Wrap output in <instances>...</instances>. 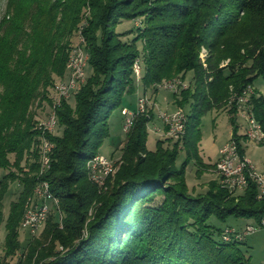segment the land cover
Instances as JSON below:
<instances>
[{"label":"trees","instance_id":"1","mask_svg":"<svg viewBox=\"0 0 264 264\" xmlns=\"http://www.w3.org/2000/svg\"><path fill=\"white\" fill-rule=\"evenodd\" d=\"M23 1L24 17H12L0 37V228L4 224L6 231L0 240V264H30L33 258L42 264H251L240 248L243 241L225 240L223 229L208 220L259 221L264 196H257L252 181L243 191L229 192L219 180L210 181L204 193L191 194L184 166L193 158L200 173L212 167L198 155L199 126L208 111L224 107L227 86H234L237 98L264 77V0ZM138 19L141 26L117 29L123 21ZM242 20L254 26L244 53L230 54L229 63L218 68L221 39ZM78 34L81 41L72 49L70 39ZM204 47L209 57L202 63ZM77 48L86 51L84 70L89 64L92 74L70 91L74 105L66 99L52 103L56 126H63V133L42 130L33 105L37 100L51 104L49 88L55 78L64 80L66 72L68 77ZM136 62L140 76L144 67L145 89L175 77L185 81L191 72L188 86L173 94L179 111L192 100V114L185 113L182 137L158 140L156 149L149 151L146 124L152 117L138 113L125 133L118 170L100 187L91 181L87 164L109 135L112 110L134 91ZM252 94L248 108L264 138V94ZM232 137L243 155L245 137L237 135V128ZM44 143L49 168L40 172ZM180 149L187 159L177 168ZM25 155L33 159L30 174L19 166ZM42 179L58 207L47 215L42 239L30 236L34 238L26 245L24 259L14 262L21 248L23 202ZM11 181H18L22 190L5 216L2 197ZM56 243L61 250H54Z\"/></svg>","mask_w":264,"mask_h":264},{"label":"rangeland","instance_id":"2","mask_svg":"<svg viewBox=\"0 0 264 264\" xmlns=\"http://www.w3.org/2000/svg\"><path fill=\"white\" fill-rule=\"evenodd\" d=\"M26 10V2H24L23 0H0V37H2L3 35L4 28H7L13 22L12 17H15L16 15H18L20 18L24 17ZM83 12L88 15L87 10L84 9ZM84 21L85 19L82 20V22ZM137 26H141L140 19L134 22L123 21L117 29L119 31H124L127 28L133 27L134 29ZM253 32V23L250 20H242L237 23L235 29L231 31L227 37L221 39V46L218 49L219 53L215 58V62L218 68L224 67L229 63L230 54L237 53L238 50L240 54L244 53V44L247 43ZM70 40L73 42L72 49L74 47L79 46V43L81 41L79 38V34L74 35L73 37H71ZM203 49L204 59H207L209 57V53L207 52V49L205 47ZM83 72L84 78L89 77L92 74L91 66L88 64ZM69 73L70 72L68 70V77L66 72L64 80L55 78L53 84L55 85L56 83L58 84V82L60 81H66L69 78ZM143 75L144 67L142 66L141 76L140 78L137 77L134 91L126 93L123 97L120 106L112 110L108 119L109 135L103 141L102 145L98 150V155L105 156V160L112 161L114 172L118 170L116 161L120 159L122 149L125 144L126 135L128 134H125L126 130L123 129L124 116L121 114L122 108L134 110L138 98H148V104L144 114H146L148 117H150L151 115L152 117L146 124V148L149 151H154L156 149L158 140L168 138V136L164 135L165 125L161 118H159L160 114H169L178 110V106L175 103L173 91L164 88H157L156 86L145 89L142 83ZM191 78L192 73L188 72L186 74L185 81L182 78L181 80H183V82L188 86V82L191 80ZM54 85L49 88V98L51 104L50 102L47 103L45 101L37 100L33 105V108L36 107L34 110L36 111L37 122L46 120L48 114L51 112L52 103L54 101V98L56 97ZM251 88L253 91L252 95H254L255 92L264 94V77L260 76L256 78L252 83ZM234 92V86L228 85L227 98L223 103L224 107L213 108L201 118V125L199 126L201 140L198 145V155L201 158L203 164L212 167L208 169H203L200 173L198 171L196 160L193 158H191L184 166L183 164L187 159L186 152L183 149H180L178 151L175 165L177 168H181L182 166H184L185 182L187 185V189L191 194L204 193L207 190L208 183L210 181L219 180V175L217 174L218 172L215 167V163L217 166V160L219 159V151L232 138L234 128H237L238 136H244L243 134L246 127L245 118L241 115H236L234 117L235 108L233 107L234 105H232V103H235L237 101L236 98H233ZM62 99L66 98L64 97ZM66 100H68L71 105H74L75 99L73 93L70 95L69 98L67 97ZM191 103L192 100H189L188 103H185L182 106V110L188 116H191L192 114ZM230 108H232V113H229ZM156 129H159L160 131L157 133ZM56 132L61 135L63 133V126H60L59 124L57 126L55 125L52 130V133ZM261 143L262 142L255 143L247 139L241 140V144L244 149V156L252 161L253 166L255 167L258 173H264V144ZM166 144L168 143L166 142ZM10 160L13 162V155H10ZM32 162L33 159L31 157H28V155H25L22 161L20 162V169L23 170V172L30 174L29 164H31ZM113 171L111 174L114 173ZM12 172L16 174H22V172L16 169L15 167H12ZM35 186L33 187L32 192L27 196V198L23 202V212L21 214L20 220L22 219L23 214L28 205L31 206L38 204V198L35 193L33 194L34 188H37ZM21 190L22 186L19 185L18 181L8 182L2 197V203L4 208L3 210L5 216L7 215L11 204L18 202ZM47 204L50 205L49 212L56 211L55 208L57 207V205H54L53 201H48ZM44 223L45 222H43L41 229H39L34 234H30V236L34 235L35 239L41 240V234L45 228ZM208 223L218 229L234 228L235 230H240L241 228H245L246 224H253L257 226V230L255 232L245 237L243 243L240 245V248L245 253V255L250 258L251 264H264V227L259 224V221H256L253 218L235 219L233 217H229L225 221H220L214 216H212L208 220ZM5 233V225L3 224L0 228V240L2 242L4 241ZM18 233V240L21 244V248L15 252V254L13 255V259L10 258L14 262L24 259L25 254H27L28 251L26 245L29 240L33 241L32 238H34L30 237L25 230H22L20 228V224L18 225ZM61 248L62 247L59 246L58 243H56L54 250L58 251L61 250ZM1 254H3V249H0V255ZM49 259L47 258L46 261H49ZM30 264H42V262L34 260L33 258Z\"/></svg>","mask_w":264,"mask_h":264},{"label":"bare ground","instance_id":"3","mask_svg":"<svg viewBox=\"0 0 264 264\" xmlns=\"http://www.w3.org/2000/svg\"><path fill=\"white\" fill-rule=\"evenodd\" d=\"M203 51H204V49L202 48V51L200 54V58H201L202 63L205 62ZM86 60H87V56L86 55L84 56V52L80 48H77L73 51V54H72L70 61H69V64H68V67L70 69V76H69L67 81L59 82L56 85V87H55L56 97L54 98L55 103H59V101L65 97V92L67 94V97H69L70 91L72 89H74L79 82L84 81L85 78H84V72L83 71H84V67L86 64ZM82 63H83V67H81L82 80H80L79 71L75 70V66H77V64H82ZM135 67L137 68V71H138V72H136V75L139 77L140 76V65L138 62L135 63L134 69H135ZM164 83L167 86H174V85L180 83L181 85H178V89H180L181 87L182 88L186 87V84L180 78L175 77V78H172L169 80H164L161 83L157 84L156 85L157 88H164ZM63 84H69V85H65V89H64ZM249 90H248V86H247L241 92V94L239 96H237L236 99L238 101V98H240V102L246 104V108L242 109V115H250V117H252L253 127H250V133L248 130L245 129L243 135L245 136V138L247 140L253 141L255 143L256 142L259 143L262 141L261 126L258 123V121L254 118L253 114L249 111L248 96L251 93H253L251 86H249ZM233 98H235V97H233ZM139 101L142 104H140V106H138V113H145V110H146V107L148 104V100L145 97H140ZM171 115H180V111L176 110V111L172 112ZM159 118H161V120L163 121L162 115H160ZM185 122H186V115L183 114V122H180V131H178V138L182 137L185 133ZM132 124H133V121H131V123L126 124L125 130L126 131L129 130L131 128ZM55 125H56V115H55L54 111H51L48 114V117L46 120L39 121L38 128L45 130V131H52L53 128L55 127ZM165 127H177V120L165 119ZM157 130H159V129H156V132L158 133ZM164 132H165L164 135H166L168 137L177 138V131L176 130H169V128H165ZM230 141H231V139H230ZM227 143L220 149V152H229V144H227ZM237 146H238V144H237ZM46 149H47V147H46V144L44 143L42 153H41L40 172H43L44 170L49 168V158L47 156V150ZM247 160H250V159L247 158ZM93 162H97V156H95L94 159L89 161L87 164L90 179H91V181H93L94 183L97 184V178L95 176H93L91 173V171H93ZM221 163H223V156H220V154H219V159L217 160V166H216V169L218 172L217 174L219 175V181L223 187L230 189V183L234 182V174L233 173H237V166H230V172L229 171H223L220 167ZM108 165H109V168H107L106 172L101 173V178L99 181L100 187L105 186L106 178L113 171V164H112L111 160H101V167H108ZM252 172H257L253 165H252ZM247 185H248V182H240V189L246 188ZM43 190H45V192H50L49 184L45 181L38 184L37 188L34 189V193L36 194L38 199H43ZM262 196H264V194L259 195V197H262ZM51 197L53 199L54 205H58V200L56 198H54L52 193H51ZM37 206H38V204L27 206V208L23 214V217L20 220V228L22 230L25 229L26 222L31 220L32 213L35 212V208H37ZM49 209H50V205L47 204V210L41 212L42 223L39 224V227L37 228V230H33L32 234L36 233L39 229H41L43 222H45V220H46ZM223 238L225 240L233 239V238H226L225 236ZM237 240H240V239H237Z\"/></svg>","mask_w":264,"mask_h":264},{"label":"built area","instance_id":"4","mask_svg":"<svg viewBox=\"0 0 264 264\" xmlns=\"http://www.w3.org/2000/svg\"><path fill=\"white\" fill-rule=\"evenodd\" d=\"M86 55V51L84 50V56ZM81 67H83L82 64H77L75 66V70L79 71V77L80 80H82L81 76ZM137 68L135 67L134 73L136 75ZM65 85L69 84H63L64 89ZM178 85L176 84L174 86H167L164 83V89L170 90L174 92H178ZM249 90V85H248ZM250 91V90H249ZM251 92V91H250ZM65 98L67 99V94L65 92ZM139 99L136 102V107L134 110H129L126 108L121 109V114L124 116V123H123V129H125L126 124L131 123V121H134L135 116L138 115V106H140ZM235 108L234 117L236 115H241L245 118L246 127L245 129L249 131L250 133V127H253L252 123V117L250 115H242V108H246L245 103L240 102V98H238V101L235 103H232ZM183 114H185L184 111H181L180 109V115H171V113H161L160 115L163 116V123L165 125V119H175L177 120V127H165L169 128V130H176L177 131V138H172L174 140L179 139L178 138V131H180V122H183ZM158 132L160 130H157ZM229 144V152H220V156H223V163H221V169L223 171H229L230 172V166H237V173L234 174V182L230 183V189H227L230 191H243L244 189H240V182H248L252 181L257 188V196L260 194H264V173H258V172H252V161L247 160V157L242 155L240 152V147L237 146V139L231 138V141L228 142ZM105 156L97 155V162H93V171H91L92 175L97 178V185L99 186V181L101 178V173L106 172L108 167H101V160H105ZM46 182V180L42 179ZM53 201L51 197L50 192H45L43 190V199H38V206L35 208V212L32 213V218L28 222H26L25 225V231L30 234H32L33 230H37L39 227V224L42 223L41 219V212L47 210V202ZM58 207V206H57ZM259 224L264 227V217H262L259 220ZM257 230V226L253 224H246L245 228H242L240 230H235L234 228H224L222 231V236H225L226 238H233V239H240L243 241L246 236L250 235L251 233L255 232Z\"/></svg>","mask_w":264,"mask_h":264},{"label":"crops","instance_id":"5","mask_svg":"<svg viewBox=\"0 0 264 264\" xmlns=\"http://www.w3.org/2000/svg\"><path fill=\"white\" fill-rule=\"evenodd\" d=\"M139 99V98H138Z\"/></svg>","mask_w":264,"mask_h":264}]
</instances>
